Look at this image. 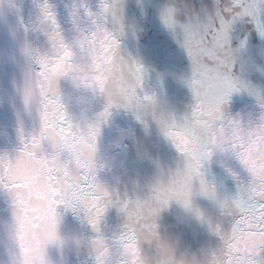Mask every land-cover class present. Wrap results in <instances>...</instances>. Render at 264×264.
Returning a JSON list of instances; mask_svg holds the SVG:
<instances>
[{
    "label": "clouds",
    "instance_id": "obj_1",
    "mask_svg": "<svg viewBox=\"0 0 264 264\" xmlns=\"http://www.w3.org/2000/svg\"><path fill=\"white\" fill-rule=\"evenodd\" d=\"M0 264H264V0H0Z\"/></svg>",
    "mask_w": 264,
    "mask_h": 264
}]
</instances>
